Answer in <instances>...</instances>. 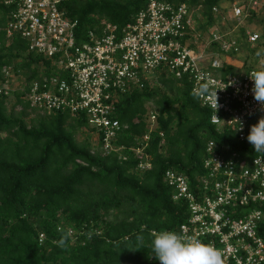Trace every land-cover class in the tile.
<instances>
[{
    "label": "trees",
    "instance_id": "trees-1",
    "mask_svg": "<svg viewBox=\"0 0 264 264\" xmlns=\"http://www.w3.org/2000/svg\"><path fill=\"white\" fill-rule=\"evenodd\" d=\"M8 1L0 0V80L7 69L22 70L27 84L39 77L41 66L48 77L53 75L50 60L30 52L25 39L6 37L16 7ZM162 1L188 5L196 32L203 34L200 41L207 42L209 31L224 16L223 5L230 9L238 0ZM149 2L61 0L59 8L78 21L76 38L83 43L91 32L101 34L106 24L122 29ZM216 7L219 13L213 11ZM258 11L252 10L250 23ZM233 24L224 40L236 41V48L226 52L221 41L207 46V53L222 60V78L255 69L264 55V19L252 29L260 35L255 43L248 42L247 27L232 32ZM226 57L242 60V70ZM153 115L156 127L151 131ZM211 115L193 93L191 76L155 73L144 88L116 101L114 118L121 130L115 144L125 148L129 159L124 161L119 153L104 152L85 116L40 111L22 93L0 96V264H159L151 252V237L162 230L177 232L189 218L188 204L174 200L165 172L174 170L191 186L198 184L210 141L228 154L264 157L232 130L219 131ZM81 132L89 135L78 141ZM146 135L152 169L140 173V159L130 149L140 146ZM69 232L65 245L59 246ZM259 235L264 240V220Z\"/></svg>",
    "mask_w": 264,
    "mask_h": 264
},
{
    "label": "built area",
    "instance_id": "built-area-1",
    "mask_svg": "<svg viewBox=\"0 0 264 264\" xmlns=\"http://www.w3.org/2000/svg\"><path fill=\"white\" fill-rule=\"evenodd\" d=\"M60 1L7 2L16 7L6 37L25 39L30 52L50 60L53 75L48 77L46 67L41 66L39 77L27 84L22 70L7 69L0 80V96L15 98L22 93L40 111L85 116L104 152L119 153L124 161L129 159L123 154L125 148L115 144L121 130L114 118L116 101L144 88L157 72L191 76L193 93L212 112L211 124L219 131L232 130L241 142L247 141L250 126L264 117V107L251 92L253 82L248 74L255 69L222 78L218 72L222 60L207 53V46L221 41L222 49L231 52L236 41L224 40L229 32L221 30L219 23L209 31V41H200L203 34L196 32L188 5L150 0L122 29L106 24L101 34L91 32L87 41L79 43L78 21L59 8ZM261 3L238 0L223 12L229 15L222 21L231 19L239 25ZM213 11L219 13V8ZM247 37L249 43H255L260 35L248 29ZM151 125L152 131L154 115ZM148 141L146 135L140 146L130 149L140 159V173L152 169ZM203 168L205 174L194 186L174 170L165 172L164 181L173 188L174 200L187 203L189 209V218L177 233L217 248L224 264H264V240L259 235L264 220V157L228 154L210 141Z\"/></svg>",
    "mask_w": 264,
    "mask_h": 264
},
{
    "label": "clouds",
    "instance_id": "clouds-1",
    "mask_svg": "<svg viewBox=\"0 0 264 264\" xmlns=\"http://www.w3.org/2000/svg\"><path fill=\"white\" fill-rule=\"evenodd\" d=\"M259 54L258 52L257 55ZM248 75L253 82V98L264 107V69L255 70ZM246 139L256 153L264 155V117L250 126ZM69 236L70 232L63 235L58 245L64 246ZM137 240L142 243L143 237L138 236ZM150 246L159 264H224L220 250L175 231L162 230L154 233Z\"/></svg>",
    "mask_w": 264,
    "mask_h": 264
},
{
    "label": "rangeland",
    "instance_id": "rangeland-1",
    "mask_svg": "<svg viewBox=\"0 0 264 264\" xmlns=\"http://www.w3.org/2000/svg\"><path fill=\"white\" fill-rule=\"evenodd\" d=\"M261 2L262 3L259 6V11L257 12V17H256L257 19L253 23L252 22L250 23L248 18L251 17V15H249V17L243 18L242 22H240L239 25H236L235 23L233 24L232 32L234 30H236L237 28H240V27H247L249 30L257 29L259 27L258 21L261 19H264V0H262ZM222 10L225 13L226 12V6L223 5ZM228 12H230V11L228 10ZM228 15H229V13H228ZM228 15H224L223 18L227 17ZM230 21H232V20L231 19L223 20V21L221 20L218 24L219 26H221V30L223 28L226 32H230L228 30L229 28H231L230 27ZM228 22H229V25H228ZM228 26H229V28H228ZM194 28L196 29L195 26H194ZM225 60L228 64H234L236 67H239L242 70V67L244 65V62L242 60H233L231 57H226ZM261 69H264V55L261 56L259 63L255 65V70H261ZM88 135H89L88 133H83V132L78 133L77 139H78V141H82V140L88 138ZM90 141H92L94 144L96 143L95 139H91Z\"/></svg>",
    "mask_w": 264,
    "mask_h": 264
},
{
    "label": "crops",
    "instance_id": "crops-1",
    "mask_svg": "<svg viewBox=\"0 0 264 264\" xmlns=\"http://www.w3.org/2000/svg\"><path fill=\"white\" fill-rule=\"evenodd\" d=\"M233 60H236V59H233ZM234 65V64H233Z\"/></svg>",
    "mask_w": 264,
    "mask_h": 264
}]
</instances>
